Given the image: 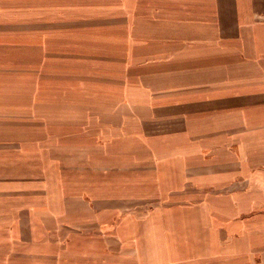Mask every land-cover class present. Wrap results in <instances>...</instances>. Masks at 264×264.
<instances>
[{
    "label": "crops",
    "instance_id": "1",
    "mask_svg": "<svg viewBox=\"0 0 264 264\" xmlns=\"http://www.w3.org/2000/svg\"><path fill=\"white\" fill-rule=\"evenodd\" d=\"M21 64L0 115L84 107L113 150L0 178V264H264V0H0V68ZM90 152L118 176L53 171Z\"/></svg>",
    "mask_w": 264,
    "mask_h": 264
},
{
    "label": "rangeland",
    "instance_id": "2",
    "mask_svg": "<svg viewBox=\"0 0 264 264\" xmlns=\"http://www.w3.org/2000/svg\"><path fill=\"white\" fill-rule=\"evenodd\" d=\"M26 68H28L26 64L16 65L15 70L11 65H6V68H0V72L4 75L15 72L20 79L22 71ZM84 111L85 108L80 106H38L34 108V111L19 106H8L7 113L0 115L2 118L0 119V178H26L27 180L39 177L40 179L47 178L50 175L48 150H97L98 143H105V150H113V145L108 143L112 141L110 133L106 132L103 133V136H97L100 132L98 124L96 126L93 123L83 122ZM52 115H56L59 121L51 124L43 122V119L46 121ZM87 124H91V126L88 127ZM91 131L94 132L91 133ZM129 137L128 134L125 137L121 136L119 139L120 150H131L130 144H135L133 150H150L149 139L142 136ZM103 157L106 158L108 155L102 156L90 152L87 157L81 158V161L72 160V163L65 157H59V161L53 163V171L67 176L71 169L72 175L76 176L84 173L86 169L82 168L88 166L92 172L97 170L104 173L114 172V174L105 175V177L118 176L119 171H113L116 169L112 164L105 165L104 170L98 168V164L101 163H98L97 160ZM137 158L141 160L146 156ZM122 159L128 161V156L124 154ZM120 172L122 175L129 174L128 169L122 168ZM176 173L174 171L172 178L176 177ZM154 174L159 177V173L156 171Z\"/></svg>",
    "mask_w": 264,
    "mask_h": 264
}]
</instances>
